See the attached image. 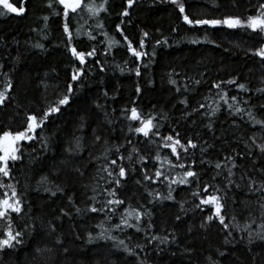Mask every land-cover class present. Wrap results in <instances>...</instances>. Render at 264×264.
Wrapping results in <instances>:
<instances>
[{
	"label": "trees",
	"instance_id": "16d2710c",
	"mask_svg": "<svg viewBox=\"0 0 264 264\" xmlns=\"http://www.w3.org/2000/svg\"><path fill=\"white\" fill-rule=\"evenodd\" d=\"M9 2L21 6L20 0ZM84 3L99 6L103 0H84ZM183 3L190 19H213L255 14V7L264 0H183ZM48 4L49 0H24L23 14L9 13L0 5V13H3L0 14V91L9 80L12 84L8 99L0 105V132L23 130L26 114L39 113L57 98L56 93L65 92L66 85L73 83L72 69L80 66L66 47L68 38L63 31V6L55 0L51 8ZM106 7L107 11L98 16H91L87 9L70 13L72 44L84 52L94 47L97 55L86 57V66L90 70L81 82L73 83L77 91L70 104L62 106L59 113L50 117L43 130L37 129V140L20 143L21 159L9 161L10 177L0 176L5 184L11 183L17 188L24 206L20 214H12L13 228L25 233L23 244L0 251V264H211V261L216 264H264V241L254 240L249 244L248 229L245 228L250 225L254 235L260 231L264 218L258 201L264 197L261 193L250 194L246 181L240 180L245 173L257 184L264 180L261 171L264 170V154L256 147L264 143V126L253 123L248 117L251 111L256 120H264V93L257 91L264 89V59L250 51L259 48L264 39L250 29L188 25L171 0H135L128 8L127 17L121 15L127 0H108ZM45 16L47 21L43 19ZM98 23H102L103 28H98ZM117 25L137 50H141L139 41L143 32H147L142 51L149 53L151 59L148 56L133 57L123 35L117 31ZM78 28L80 35L76 36ZM88 32L95 39H89ZM165 39L166 44L156 43ZM109 40H118L120 44L110 45ZM193 40L198 42L193 43ZM37 44L43 48L36 47ZM153 51L154 56L151 55ZM97 59L103 64V71L95 63ZM137 67L140 76L136 75ZM231 79L246 85V90L236 85H222L228 93V102L241 108V114L229 109L219 98L220 90L213 87L214 83ZM170 80L177 83L173 85ZM196 80L201 83L196 84ZM138 86L139 94L136 92ZM232 96H236L237 101H232ZM185 98L187 107L180 103ZM201 103L206 107L192 112ZM97 104L103 105V109ZM217 104L219 111L210 115L211 108ZM132 106L156 116L162 125L159 128L161 136L179 133L182 143L191 139L198 145L196 149H189L186 158H183L182 149L178 151L185 169L193 158L196 160L192 170L200 173L201 187L207 183L223 188V175L213 180L217 172L214 164L226 156L241 154L236 156L238 167L233 169V179L241 184V188L228 190L222 212L229 229H223L218 220L206 222L214 208L202 206V211L196 207L203 193L201 197L192 195L196 190L195 183L172 185L173 200L149 196L148 192L152 190L167 196L168 181H144L142 166L135 163V154L132 164L123 161L126 169L135 167L136 170L128 172L124 186L118 190V197L125 203L119 206L116 214L109 213L111 219H108L104 213L84 211L94 203L89 197L96 195V207L109 198L103 192L109 185L101 179L102 176L107 178V174L98 171L107 162L103 155L106 147L114 149L123 145L120 151L127 157L135 146L140 155L148 157L143 168L150 175L161 165V161L154 160L157 152L161 158L170 156L176 162L170 155L171 149L162 146L160 136L144 137L128 130L129 125L139 126L138 122L127 120L121 114L122 109ZM188 112L192 115H186ZM164 115L167 118L161 119ZM210 123L211 128L207 127ZM96 136L101 140L96 141ZM77 137L82 151H75ZM39 138L47 140V148L42 146ZM127 140L131 145L126 143ZM150 140L156 143L152 144ZM203 147H207V152L202 154L200 149ZM69 148L73 151H68ZM116 158L115 154L108 157ZM202 159L206 161L204 164L200 163ZM185 169L170 170L164 163L161 170L174 179ZM44 177L47 179L42 182ZM57 187L63 191H57ZM4 191L6 189H0V195ZM68 197H72L74 204ZM77 207L81 212H76ZM126 208L148 213L139 222L146 231L114 227L120 223V214ZM177 216L181 219L177 220ZM232 216L236 217L235 221L231 220ZM253 219L255 223H252ZM101 222L107 230L105 234L115 236L117 240L93 239L89 242V233L96 237L101 232L102 229L97 227ZM149 222L151 228H148ZM130 223L137 222L133 218ZM233 224L239 227H233ZM5 226L0 220V229ZM154 235L162 239L167 237V242L152 240ZM226 237L229 243H225ZM118 240H124L132 251L118 246ZM37 249L42 251L37 252Z\"/></svg>",
	"mask_w": 264,
	"mask_h": 264
},
{
	"label": "snow or ice",
	"instance_id": "6c2138e0",
	"mask_svg": "<svg viewBox=\"0 0 264 264\" xmlns=\"http://www.w3.org/2000/svg\"><path fill=\"white\" fill-rule=\"evenodd\" d=\"M24 0H20L21 6L16 7L13 3H10L9 0H0V5L3 6V9L7 10L9 13H16V14H23L25 12V8L23 7ZM135 0H127V7L123 10L121 13L122 16L127 17L129 15L128 8H131L134 4ZM55 3H58L59 5H62V15L64 18V24H63V31L65 34H67V44L66 47L69 48L72 56L76 58V60L79 62V67H75L72 69L71 74V81L73 83H79L85 78V74L90 69L86 66V57H96L97 52L96 49L93 47L90 51L84 52V51H78L77 48L72 44V41L74 39L73 33L70 30V26L68 23V20L70 18V13L75 14L78 12V10L87 9L88 13L91 14V16H98L100 12L107 11V3L108 0H103V3H101L99 6L95 5L94 3H88L85 4L84 0H55ZM171 3L176 5L179 9V13L182 14V18L184 22L188 25H195V26H211V27H217V26H226L229 29H242V30H251L253 33L261 36L262 39H264V3H259L258 6L255 7V14L247 15L246 17H242L240 15H227L223 18H213V19H190L188 14H185V5L183 3V0H171ZM53 5V0H49L48 7L51 8ZM3 14V13H0ZM56 15H60L59 12H54ZM44 21L48 20V17H43ZM98 28H103L102 23H98L96 25ZM117 31L123 35V29L120 28V25H117ZM80 35V29L78 28L76 30V36ZM87 35L89 36V39H95L94 36H92L91 32H88ZM106 35V34H105ZM148 37L147 32H143L142 37L139 41V48L141 50H137V48L133 47L132 41L129 40L127 35H123V40L126 42V47L129 52L132 53L133 57L137 59H141L145 56H148L149 59H151V56L149 53L142 51V49L145 47V39ZM193 43H197L198 41L193 40ZM157 44L161 43H167V40L163 41H157ZM109 44H120V41L118 40H109ZM36 47L43 48V45L37 44ZM250 51L253 52L254 55L259 56L260 58L264 59V43L260 45L259 48H255L254 50ZM152 56L155 55V52L151 54ZM97 65H99L100 70H104L103 64H100V61L97 59L95 61ZM123 71V69H121ZM140 68H136V75L140 76ZM73 83H68L66 85V91L63 93H56V99L49 103L47 107L42 109L39 113H29L26 114V127L23 128V130L15 131L13 132L11 129L4 130L0 132V176L3 177H10L11 172L9 168V161L15 162L21 159V155L19 153H22V147L20 146L21 141H35L38 139L37 137V129L43 130V128L46 126V123L49 121L50 117H52L54 114L59 113L61 111L62 106H67L70 104V101L75 96L77 89L73 87ZM169 83L175 85L177 82L176 80H170ZM196 84H200V80L195 81ZM223 84H229V85H236L239 89L246 90L245 84H238L235 79H231L228 81H220L218 83H214L213 87L216 89H219V98L227 104V107L229 109H234L237 114H241L243 110L239 107H235L234 104L229 103V97L228 93L223 90L222 85ZM83 85L81 84V87ZM12 87L11 81L9 80L4 90L0 91V105H3L8 99V92L10 91ZM180 89L177 88V91ZM185 90H187V85H185ZM257 91H260L264 93V89H258ZM136 92L139 94L141 92L140 87L138 86L136 88ZM104 96L107 97V92L104 93ZM205 99H208V97H205ZM232 101H237L236 96L230 97ZM180 103L184 104L185 107L188 105V100L185 98L184 100L180 101ZM135 104V102H133ZM98 108L103 109V105H96ZM206 105L201 103L198 108H195L192 110V112H199L201 108H205ZM220 105L217 104L216 107L211 108L210 115L214 116L219 111ZM115 109H113V112ZM192 112L186 113V115L191 116ZM122 116L125 117V119L130 121L138 122L139 126L134 127L132 125H129V131L140 133L144 137H150V136H160V141L162 143V146L164 148L171 149V156H174L176 158V162H173V160L170 158V156H165L161 158L159 152H157V155L154 157V160L161 161L160 167H157L153 174H149L147 169L143 168L144 163L147 161L148 157L140 155V150L136 148L135 146L132 147V151L128 154L127 157H125L123 154H121V148L123 145H117L112 148H105L104 150V158L107 161L105 165L102 166L101 169L98 171L105 172L107 174V178L101 177L102 180L105 181L106 184L109 185V187L104 188L103 192L107 194L108 199H105L100 207L95 206L96 202V195H93L92 197H89L90 200H92L94 203L91 207L86 208L84 211H89L92 213H104L106 218L111 219V216L108 214L111 213L112 215L116 214L117 209L119 206L123 205L125 201L123 199H120L117 195L118 190L124 186V181L126 180V177L128 175L129 171H135V167H131L130 169H126L124 166L123 161L127 160L129 164H132L133 162V155L137 157L135 163H138L142 166V177L144 181H148L151 183H155L157 181L163 183L165 181H168L167 188H168V194L167 196H162L160 193L156 192L155 190L149 191V196H153V198L160 197L161 199H168L173 200L175 199L172 195L174 189L172 185H188L191 183L196 184V190L192 192L193 196L201 197V193H203V196L200 199V203L196 205L197 208H200L203 211L202 206H208L211 205L214 208V211L212 214L208 215L206 217V222H212L214 220L219 221V225L222 226L223 229H229L230 225L229 223H226V215L222 214L224 208H225V202L228 199L227 192L231 188L235 187L236 189L241 188V184L236 183V181L233 179L235 176V172L233 169L237 168L238 165L236 163V156H240L241 154L236 153L235 156L229 155L224 158L223 161H217L214 164V168L217 170L216 175L213 176V180L216 179V176H224V186L223 188L220 187L218 184H203L201 187L200 182V173L192 170V165L196 164V160L193 158L191 161V164L185 169V163L183 162V158H186L189 153V149H196L198 145L194 143L191 139H188L186 143H182L181 139L179 138L180 134L175 133V135H167V136H161L159 132V128L162 127L161 124L157 121V118L155 115L152 114H145L142 110H139L136 106H132L130 109L124 108L121 112ZM205 115H208V113H205ZM105 116L107 117V112H105ZM249 120L252 121L255 124H259L264 126V120H256L253 116V113L251 111L248 112ZM166 115L161 116V119H166ZM111 123V121H108ZM207 127L211 128V123L207 125ZM40 143L44 148H47V140L43 138H39ZM253 141H255V137H252ZM96 141H100L101 137L96 136ZM152 144H155V140L149 141ZM108 142L105 140V144ZM127 144L131 145V141L127 140ZM207 143V142H205ZM210 147V146H209ZM258 147L261 154H264V143H260L256 145ZM178 149L183 150V158L182 154ZM68 151H73L72 148H69ZM75 151H82V144L80 141V138H76L75 142ZM201 153L207 152V147H203L200 149ZM112 154L116 155V159H108V157ZM248 155H251L249 152ZM206 161L201 160L200 163L204 164ZM164 163H167L169 165L170 170L174 168L179 169H185L182 174H178L176 178L170 179V174H166L161 169L164 166ZM224 170H226V175H224ZM79 171V170H77ZM264 172V170H261ZM162 178V179H161ZM47 178H42V182L45 181ZM241 181H246V185L248 188V192L252 195H255L256 193H261L262 197H264V180H261L259 184H257V181L251 177L247 176V174H242L240 176ZM137 183H141V181H137ZM0 189H6V191L3 192L2 195H0V220L4 221L5 227L0 229V251H3L5 249L15 248L17 245L23 244L22 237L24 236L23 231H16L13 228V219L12 214H20L23 211V202L21 198L19 197V194L17 192V188L14 184H5L2 180H0ZM209 189H212V192L209 193ZM46 191H49L50 189H45ZM57 191H63V189L57 187ZM95 192L96 190L93 189ZM147 191V188H146ZM99 193H97L98 195ZM52 195H56V192H52ZM69 202L74 204V201L72 197H68ZM233 203H235V200H233ZM259 208L261 209V217L264 218V198L261 199V201H258ZM181 209H183L184 204L183 202L180 203ZM63 211V210H62ZM211 211V210H210ZM76 212H81V209L79 207L76 208ZM64 215H68L67 212L63 213ZM148 213L141 212L138 209H130L126 208L124 213L120 214V223H117L114 225L116 229H122L123 228H135L138 232L140 231H146V229H143L139 226V222L142 219V216L146 215ZM137 223H130V220L133 219ZM177 220H180L181 217L177 216ZM231 220L235 221L236 217L232 216ZM252 223H255V220H252ZM233 227H239L238 224H233ZM27 227V226H25ZM97 227H100L102 230L101 232L96 236L93 237L91 233L88 234V240L91 242L93 239H112L117 240L115 236L106 235V231L103 228V222L97 225ZM152 225L149 222L148 228H151ZM201 227H205V224H201ZM245 228L248 229V243L252 244L254 240H261L264 241V222L260 224V231L256 232L255 235L251 231L250 225H245ZM54 230V226H53ZM243 230V229H242ZM228 235H231V232L228 233ZM152 240H159L161 243L167 242V237L161 238L159 236H152ZM230 241L228 238H225V243H229ZM118 246H123L126 251L131 252L132 250L128 248V246L125 244L124 240H118ZM139 247V245H137ZM41 249H37V252H41ZM67 251V249H65ZM220 255H223V253H220ZM209 260H211V257H209ZM211 264H216L215 261H211Z\"/></svg>",
	"mask_w": 264,
	"mask_h": 264
},
{
	"label": "rangeland",
	"instance_id": "374dc122",
	"mask_svg": "<svg viewBox=\"0 0 264 264\" xmlns=\"http://www.w3.org/2000/svg\"><path fill=\"white\" fill-rule=\"evenodd\" d=\"M21 142H22V141H21ZM21 142H20V143H21Z\"/></svg>",
	"mask_w": 264,
	"mask_h": 264
}]
</instances>
